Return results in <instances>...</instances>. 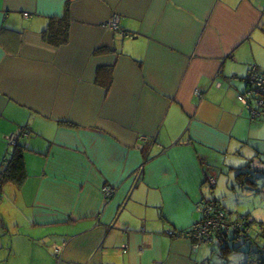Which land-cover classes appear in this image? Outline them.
Instances as JSON below:
<instances>
[{
	"label": "crops",
	"instance_id": "crops-1",
	"mask_svg": "<svg viewBox=\"0 0 264 264\" xmlns=\"http://www.w3.org/2000/svg\"><path fill=\"white\" fill-rule=\"evenodd\" d=\"M263 58L264 0H0V171L28 131L0 264H198L182 232L264 126L237 99Z\"/></svg>",
	"mask_w": 264,
	"mask_h": 264
},
{
	"label": "rangeland",
	"instance_id": "rangeland-1",
	"mask_svg": "<svg viewBox=\"0 0 264 264\" xmlns=\"http://www.w3.org/2000/svg\"><path fill=\"white\" fill-rule=\"evenodd\" d=\"M259 63L260 60H258L257 64L263 68L264 63H262V65ZM262 70L263 69H261V71ZM261 123L262 125L264 124V122H255L254 125ZM254 129L255 130H252L254 132L251 131V134L255 139H251L250 143L247 144L248 146H245L242 150L240 149L241 156H232L228 162L220 160V163L217 164V167H224V170L220 171L218 175L217 183L213 189L215 192L214 196L219 198L231 212L230 215L232 219L236 217L241 219L245 214L249 213L254 220L264 221V136H262L264 133V126L262 129H260V127ZM256 151L258 153H256ZM231 164L237 168L233 170L229 169L228 167L229 165L231 166ZM244 164L245 166L242 168L241 166ZM241 169L248 172L245 179L249 178L253 183L244 182L242 184H237L235 182L234 177L237 175L238 170ZM227 173H229V175H227ZM230 223L232 222H229V224ZM232 234V231L228 232V244L230 243L231 246L234 244L236 246L235 249H231L227 253H222L215 242L213 244L202 245L198 248L199 250H196V256H198V254L201 255L198 264L264 263V248L249 243L247 245L242 239V236H238L234 240H231ZM212 248L215 250H211Z\"/></svg>",
	"mask_w": 264,
	"mask_h": 264
},
{
	"label": "built area",
	"instance_id": "built-area-1",
	"mask_svg": "<svg viewBox=\"0 0 264 264\" xmlns=\"http://www.w3.org/2000/svg\"><path fill=\"white\" fill-rule=\"evenodd\" d=\"M28 16V13H24ZM107 27L117 28L119 27V17L113 15L105 23ZM131 36H134L132 34ZM247 83V90L243 93L237 95V99L246 107L247 111L250 113L251 118L255 116L263 115L264 110V72L261 71L257 65L252 64L249 67L248 73L245 77ZM28 135L27 129H21L20 132L11 133L8 136V144L15 145L21 136ZM211 183L214 182L213 177L208 178ZM113 187L110 184L103 186V193L106 198H108L113 193ZM213 204L207 203L206 201H201L195 205V211L200 214V218L196 220L192 225L191 229L185 232V236L192 239H197L202 245L209 244L214 234H218L219 231H226L228 229L236 228L241 225V223H236L234 220H226L223 216L224 213L221 210H214ZM229 222H232L229 224ZM193 241V240H192ZM199 243L198 241L192 242L193 249H197ZM55 253H58V249H54Z\"/></svg>",
	"mask_w": 264,
	"mask_h": 264
},
{
	"label": "trees",
	"instance_id": "trees-1",
	"mask_svg": "<svg viewBox=\"0 0 264 264\" xmlns=\"http://www.w3.org/2000/svg\"><path fill=\"white\" fill-rule=\"evenodd\" d=\"M125 34L128 36H131L133 33H125ZM52 36H53V39L55 40V37H57V33L55 31L48 32V34H47L48 39H51ZM261 109L264 110V108H262V107H261ZM247 114H248V117L254 122L264 121L263 115H258V116H255V118H251L250 113L248 111H247ZM25 136L26 135L21 136V137H25ZM25 145L26 144L24 142H20V140H18L15 145H10V150L7 152V156L5 155L6 156L5 167L0 171V188H1V184L5 181H12V182H16L19 184L24 180V178H25V164H24L23 150L25 149ZM243 172L248 175V172H246V171H243ZM239 174H240V172H239ZM247 175H244L243 177L245 178ZM246 180L248 181V183L249 182L253 183V181H251L249 178H247ZM202 201H206L207 203H210V204L212 203L214 205L213 206L214 210L223 211V213H224L223 217L225 219H232V218H230V215H228V211L224 207L221 206L220 201L213 200V199H205ZM195 212H197V211H195ZM199 218H200V214H199L198 219ZM232 220H234L236 223H241V225L236 227V228L231 227L227 231L225 229H223L224 231H219V233L217 234V236L219 237L218 239H220V241L223 240V242H221V243L217 242V246L222 253H227L231 249L236 248V246L234 244H233V246H231L230 243L228 244V240H229L228 238L229 237H228L227 232H229V231L233 232L231 240L232 239L234 240L238 236L239 237L242 236V239L245 241V243L247 245L249 243V244L264 248V221L254 220L249 213L245 214L244 217L241 219L236 217V218H233ZM189 229H191V226L182 232L183 236H185V232H187ZM192 240H191V242L198 241L199 245H198L197 249L202 246V244L199 240H197V239H192ZM212 242H213V240L209 244H213Z\"/></svg>",
	"mask_w": 264,
	"mask_h": 264
}]
</instances>
